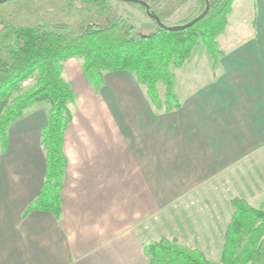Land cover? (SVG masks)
<instances>
[{"label":"crops","instance_id":"1","mask_svg":"<svg viewBox=\"0 0 264 264\" xmlns=\"http://www.w3.org/2000/svg\"><path fill=\"white\" fill-rule=\"evenodd\" d=\"M257 35L219 45L217 74L169 113L155 111L129 71L105 73L97 92L81 62L67 59L63 75L76 100L62 213L26 212L45 177L41 128L50 106L41 101L11 125L9 148L0 149V264H148L149 224L158 238L164 226L174 233L178 207L186 211L183 202L202 185L245 162L264 164V34ZM206 65L216 69L212 58Z\"/></svg>","mask_w":264,"mask_h":264},{"label":"trees","instance_id":"2","mask_svg":"<svg viewBox=\"0 0 264 264\" xmlns=\"http://www.w3.org/2000/svg\"><path fill=\"white\" fill-rule=\"evenodd\" d=\"M163 26L150 17L154 27L140 32L121 16L111 0H5L0 1V149L10 145L9 130L26 109L47 101L49 117L41 128L45 152V177L31 210L62 213V186L67 157L65 132L73 120L70 104L76 100L73 85L64 77L69 58L81 60L85 77L95 90L104 85L107 72L129 71L143 86L157 113L179 110L183 103L177 92L175 69L183 67L197 46L219 64L224 52L218 36L229 23L235 0H199L200 11L187 20H166L188 0H142ZM194 24L180 29L202 13ZM163 83V92L160 84ZM233 214L224 232L220 263L210 260L197 247L177 238L162 237L146 243L148 264H264V208L246 198L231 200Z\"/></svg>","mask_w":264,"mask_h":264},{"label":"rangeland","instance_id":"3","mask_svg":"<svg viewBox=\"0 0 264 264\" xmlns=\"http://www.w3.org/2000/svg\"><path fill=\"white\" fill-rule=\"evenodd\" d=\"M111 4L140 32H149L154 27L152 19L139 5L124 0H111ZM200 8L199 0H188L166 22L175 24L187 20L197 14ZM228 20L227 28L218 36L219 45L223 48L245 42L252 35L257 37L259 30L264 34V0H235ZM195 50L183 67L175 69L177 92L181 98L200 86V82L212 79L219 70V67L214 70L206 65L210 64L211 56L202 46H197ZM160 89L163 92V83ZM42 103L50 106L47 101ZM260 165L258 167L249 161L245 162L240 170L234 168L223 177L202 185L183 202L186 211L182 212L178 207L179 227L174 225L175 231L171 233L164 226L163 235L200 248L210 260L220 263L224 232L233 214L232 198L242 196L253 206L264 208V164ZM149 228V242L161 239L158 238L162 236L160 232L157 235L151 224Z\"/></svg>","mask_w":264,"mask_h":264},{"label":"water","instance_id":"4","mask_svg":"<svg viewBox=\"0 0 264 264\" xmlns=\"http://www.w3.org/2000/svg\"><path fill=\"white\" fill-rule=\"evenodd\" d=\"M0 1H5V0H0ZM124 1H127V2H131V1H134V2H139L143 5L146 6L147 8V14H149L150 16L154 17L159 23H161L163 26H166L164 23H162L159 19V17L157 15H154V14H151L150 11H149V5L146 4L145 2H143L142 0H124ZM210 9V5H209V2H207V6L205 8V10L200 13L198 16H196L194 19L190 20L189 22L185 23V24H179V25H174V26H167L171 29H180V28H185V27H188L192 24H194L196 21L200 20L201 18H203L206 13L209 11Z\"/></svg>","mask_w":264,"mask_h":264}]
</instances>
